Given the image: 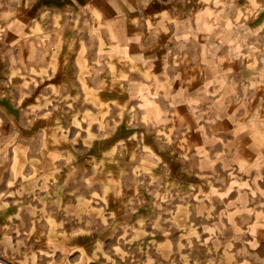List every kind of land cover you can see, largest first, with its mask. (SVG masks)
<instances>
[{
	"label": "rangeland",
	"instance_id": "1",
	"mask_svg": "<svg viewBox=\"0 0 264 264\" xmlns=\"http://www.w3.org/2000/svg\"><path fill=\"white\" fill-rule=\"evenodd\" d=\"M222 1L249 18L238 29L263 56L264 0ZM261 81L244 112L257 130L241 144L171 115L145 121L118 92L57 93L49 117L2 118L0 138L16 145L3 149L2 200L19 198L20 217L0 229V264H264Z\"/></svg>",
	"mask_w": 264,
	"mask_h": 264
},
{
	"label": "crops",
	"instance_id": "2",
	"mask_svg": "<svg viewBox=\"0 0 264 264\" xmlns=\"http://www.w3.org/2000/svg\"><path fill=\"white\" fill-rule=\"evenodd\" d=\"M226 5L222 0H0V127L4 117L19 124L25 109L33 117L37 109L49 117L47 104L57 93L69 91L66 98L72 100L87 94L86 100L94 101L103 92L115 102L118 92L125 108L145 121L171 115L187 132L203 133L209 141L219 133L241 144L257 130L244 112L258 105L253 101L258 94L251 98L250 92L258 91L264 78V55L251 54L259 45L245 47L248 32L238 26L249 18L226 15ZM258 24L256 19L251 25L252 34L261 31ZM13 146L0 138V229L20 217L19 198L2 200L3 149Z\"/></svg>",
	"mask_w": 264,
	"mask_h": 264
}]
</instances>
